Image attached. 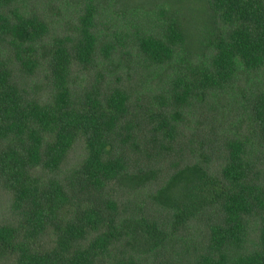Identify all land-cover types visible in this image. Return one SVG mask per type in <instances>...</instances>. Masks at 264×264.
Returning a JSON list of instances; mask_svg holds the SVG:
<instances>
[{
	"label": "trees",
	"instance_id": "trees-1",
	"mask_svg": "<svg viewBox=\"0 0 264 264\" xmlns=\"http://www.w3.org/2000/svg\"><path fill=\"white\" fill-rule=\"evenodd\" d=\"M0 264H264V0H0Z\"/></svg>",
	"mask_w": 264,
	"mask_h": 264
}]
</instances>
